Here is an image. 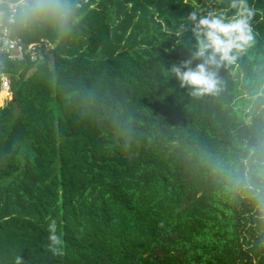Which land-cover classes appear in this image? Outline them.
<instances>
[{
	"label": "trees",
	"instance_id": "1",
	"mask_svg": "<svg viewBox=\"0 0 264 264\" xmlns=\"http://www.w3.org/2000/svg\"><path fill=\"white\" fill-rule=\"evenodd\" d=\"M228 2L75 1L27 31L51 51L0 59V264H264V0L250 45L209 66L216 92L172 72L196 50L189 13Z\"/></svg>",
	"mask_w": 264,
	"mask_h": 264
},
{
	"label": "clouds",
	"instance_id": "2",
	"mask_svg": "<svg viewBox=\"0 0 264 264\" xmlns=\"http://www.w3.org/2000/svg\"><path fill=\"white\" fill-rule=\"evenodd\" d=\"M0 5H6L0 9V25L4 23L5 17L8 25H15L18 22L26 23L38 12L51 11L64 17L69 12L68 6L62 3V0H8L7 3L6 0H0ZM227 9L231 10V15L227 10L221 9H212L206 13L194 10L189 13L196 50L191 58L181 61L179 65H173L172 72L182 88L187 86L193 89V95L216 92L218 81L209 66L219 67L222 61H234L232 50L243 49L254 40L252 20L256 11L249 5L248 0H229ZM9 46L14 45L10 43ZM193 60L202 62L193 66ZM4 86L7 87V81ZM255 191L258 194L260 192L259 189ZM258 198L264 211V195H259ZM48 220L46 250L53 256H63V235L58 233L56 219L49 217ZM12 264H26L24 256L14 254Z\"/></svg>",
	"mask_w": 264,
	"mask_h": 264
},
{
	"label": "built area",
	"instance_id": "3",
	"mask_svg": "<svg viewBox=\"0 0 264 264\" xmlns=\"http://www.w3.org/2000/svg\"><path fill=\"white\" fill-rule=\"evenodd\" d=\"M89 3L90 0H77L76 6L81 7L83 4ZM5 28H7V34H5ZM10 43L14 46L10 47ZM53 48L54 43L45 37H41L35 41H26L22 36L13 31V25L7 24L6 17L4 23L0 25V59L17 62H35ZM5 76L1 77V86L9 90V81ZM5 81H7V87L4 86Z\"/></svg>",
	"mask_w": 264,
	"mask_h": 264
},
{
	"label": "crops",
	"instance_id": "4",
	"mask_svg": "<svg viewBox=\"0 0 264 264\" xmlns=\"http://www.w3.org/2000/svg\"><path fill=\"white\" fill-rule=\"evenodd\" d=\"M75 1H77V0H62V3L66 4L68 6L69 10H73V9H75V7H73V5H74L73 2H75ZM7 2H8V0H6V3ZM69 3H71V4H69ZM5 6L6 5H0V9H2ZM48 13L51 14V15L53 14L51 11L38 12L31 19H29L26 23H20L19 22V25L18 24L13 25V31L15 33L19 34L20 36H22L23 38L24 37L27 38V37H35V36H37L39 34V31L29 32V33H27V31L31 27H38L39 25H42L43 24V21L42 20L46 18V14H48ZM25 34H28V36H26ZM38 36H40L38 39H40L41 37H45L48 40H50L46 36H42V35H38ZM29 39H32V38H29ZM38 39H33V40H38ZM0 85H1V79H0ZM1 88H4V87L1 86ZM4 89H6V88H4ZM2 93L3 92H0V94H2Z\"/></svg>",
	"mask_w": 264,
	"mask_h": 264
},
{
	"label": "rangeland",
	"instance_id": "5",
	"mask_svg": "<svg viewBox=\"0 0 264 264\" xmlns=\"http://www.w3.org/2000/svg\"><path fill=\"white\" fill-rule=\"evenodd\" d=\"M5 77L9 81L8 76H5ZM1 85H2V82H1ZM1 85H0V92H2L4 90V88H1ZM6 91H7V94L5 95V97L2 100H0V105H3L7 100L12 99V93H11V91L8 90V89Z\"/></svg>",
	"mask_w": 264,
	"mask_h": 264
},
{
	"label": "bare ground",
	"instance_id": "6",
	"mask_svg": "<svg viewBox=\"0 0 264 264\" xmlns=\"http://www.w3.org/2000/svg\"><path fill=\"white\" fill-rule=\"evenodd\" d=\"M2 92H3V93L1 94V97L4 98L5 95L7 94V91H6V89H4Z\"/></svg>",
	"mask_w": 264,
	"mask_h": 264
},
{
	"label": "water",
	"instance_id": "7",
	"mask_svg": "<svg viewBox=\"0 0 264 264\" xmlns=\"http://www.w3.org/2000/svg\"><path fill=\"white\" fill-rule=\"evenodd\" d=\"M12 97H13V95H12Z\"/></svg>",
	"mask_w": 264,
	"mask_h": 264
}]
</instances>
